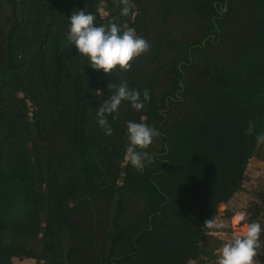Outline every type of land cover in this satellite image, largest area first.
<instances>
[{"label":"trees","instance_id":"obj_1","mask_svg":"<svg viewBox=\"0 0 264 264\" xmlns=\"http://www.w3.org/2000/svg\"><path fill=\"white\" fill-rule=\"evenodd\" d=\"M132 3L124 17L120 0H0V264H217L204 222L234 214L222 207L264 143V0ZM84 8L148 51L126 71L92 70L65 38ZM121 81L150 98L107 115L109 136L96 110ZM129 120L159 133L142 172L124 160Z\"/></svg>","mask_w":264,"mask_h":264},{"label":"clouds","instance_id":"obj_2","mask_svg":"<svg viewBox=\"0 0 264 264\" xmlns=\"http://www.w3.org/2000/svg\"><path fill=\"white\" fill-rule=\"evenodd\" d=\"M122 5L120 15L127 17L132 14L134 4L132 0H120ZM66 40L69 46H74L76 56L83 57L87 66L104 75L114 74V71H126L131 67L135 57L146 53L148 42L138 36L134 29L117 22L107 25H96V14L82 10H73L68 16ZM115 89L113 94L103 100L96 110L97 123L106 135L112 134V127L106 120L107 115L119 112L122 102L131 105L137 112L144 108V102L150 97L147 92L141 94L136 89H130L121 81L117 86L114 82L107 85V91ZM103 93L97 90V94ZM253 124L250 122L247 132L251 134ZM158 131L147 123L129 120L126 122L127 146L124 160L130 163L137 171H143L151 163V157L145 151L158 136ZM258 142H264V135L257 136ZM236 222L245 220L244 213L236 216ZM209 229H218L222 225L216 224L212 219L204 222ZM262 228L260 223H247L243 234H234L219 250L217 264H256L255 257L260 246Z\"/></svg>","mask_w":264,"mask_h":264},{"label":"rangeland","instance_id":"obj_3","mask_svg":"<svg viewBox=\"0 0 264 264\" xmlns=\"http://www.w3.org/2000/svg\"><path fill=\"white\" fill-rule=\"evenodd\" d=\"M33 113V109L29 108V114ZM260 157L255 156L251 159V164L248 167L246 172V181H245V189L242 193H238L231 202L226 206L222 207L225 209L227 207L228 212H234L232 216H228V214L221 213L215 223L222 225L221 228H214L210 231V235L212 236V240L217 241V254H219V250L222 246L228 242L234 233L241 232L243 233L244 229L242 227L243 224H247V211L249 210L250 205L253 202L261 203L262 197L264 194V143L260 148ZM240 213H244L245 220L241 222H236V216ZM261 226H264V211L261 216L258 217L257 220ZM36 244H39L37 242ZM43 261L38 258H18L14 259L15 264H41Z\"/></svg>","mask_w":264,"mask_h":264},{"label":"crops","instance_id":"obj_4","mask_svg":"<svg viewBox=\"0 0 264 264\" xmlns=\"http://www.w3.org/2000/svg\"><path fill=\"white\" fill-rule=\"evenodd\" d=\"M244 226L242 227V229H244V227H245V224H243Z\"/></svg>","mask_w":264,"mask_h":264}]
</instances>
